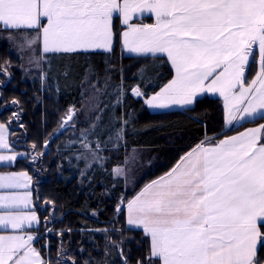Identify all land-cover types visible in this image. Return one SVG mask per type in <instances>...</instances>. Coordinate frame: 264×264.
I'll return each instance as SVG.
<instances>
[{
  "label": "snow or ice",
  "instance_id": "1",
  "mask_svg": "<svg viewBox=\"0 0 264 264\" xmlns=\"http://www.w3.org/2000/svg\"><path fill=\"white\" fill-rule=\"evenodd\" d=\"M137 12L154 14L156 23H129ZM114 14L129 28L122 33L124 43L129 44L130 35L135 38L130 52L167 53L175 66L176 78L147 101L152 107L192 105L197 93L219 91L229 102V123L237 119L234 108L243 114L241 120L264 117V0H0V30L34 32L23 41L21 52L38 51L28 63L40 68L47 66L48 54L110 50ZM254 45L258 72L245 86ZM218 68L222 71L205 86ZM0 75L10 79L2 66ZM47 75L41 71L42 82ZM133 91L143 95L138 88ZM4 128L0 124V149L9 147ZM198 148L127 203L128 224L142 226L150 237L149 251L137 264H264V124ZM17 155L24 154L0 155V161H14ZM5 180L0 175V188L19 186ZM28 195H0V208L20 203L27 207ZM33 222L40 223L34 212L0 214V225L11 229L24 230ZM33 240L38 238L0 235V264H53L51 257H41ZM113 247L122 264H129L123 249L115 243ZM55 264L76 262L61 246Z\"/></svg>",
  "mask_w": 264,
  "mask_h": 264
},
{
  "label": "trees",
  "instance_id": "2",
  "mask_svg": "<svg viewBox=\"0 0 264 264\" xmlns=\"http://www.w3.org/2000/svg\"><path fill=\"white\" fill-rule=\"evenodd\" d=\"M116 21L110 52L48 54L47 66L41 65L44 69L29 71L17 49L22 45L18 42L34 32L8 31L17 35L15 44L0 39V66L10 76L0 75V123L9 128L13 147L32 156L0 166V171L31 174L41 217L36 245L42 258L51 257L53 264L61 246L76 264H122L114 243L123 249L129 264L146 256L150 237L129 228L124 214L137 191L128 193L114 174L134 149L156 153L147 182L167 173L201 143H214L264 122L262 117L227 129L223 101L209 96L186 110L149 111L145 98L164 87L173 70L162 57L125 55L122 27ZM42 70L48 73L43 82ZM88 80L102 88L103 101L90 118L78 114L68 120L71 109L82 108ZM137 88L143 95L135 94Z\"/></svg>",
  "mask_w": 264,
  "mask_h": 264
},
{
  "label": "crops",
  "instance_id": "3",
  "mask_svg": "<svg viewBox=\"0 0 264 264\" xmlns=\"http://www.w3.org/2000/svg\"><path fill=\"white\" fill-rule=\"evenodd\" d=\"M137 17H139V18H137ZM143 18H151L153 21L152 22H139V20H141ZM115 19H117L116 22H118V24L122 27V30H121V46H122L124 54L127 55V56L143 57V58H152V57L165 58L168 61V63L170 64V66H171V68L173 70V77L171 78V80L166 85H168L172 80H174L176 78L175 66L173 65L171 60L168 58L167 53H161V52H156V53H151V52H149V53H137V52H130L128 50L129 44L135 43V38L130 35L127 38L128 41H129V44H125L124 43V38L122 37V33L124 31H129V28H128L127 25L122 24V21H121L120 17L118 15H115V14H114L113 20H112V33H113V36H112V39H111L110 50L104 49V48H88V49L78 50L77 52H94V51L110 52L113 49V45H114V24H115ZM129 23H134V24H136L138 26L139 25H144V24L151 25V24H155L156 20H155L154 14H151V13L140 14L139 12H137V13L133 14V18H132V20ZM0 29H3V25H0ZM25 31H27V30H25ZM9 36L14 37L15 39L10 40V39H8ZM16 36L17 35L15 33L14 34H10V33H8V31L0 30V39H1V41L3 43L15 44L16 38H17ZM29 37L30 36H25L23 39L25 40V39H27ZM19 44H23V40H20L17 45H19ZM18 48L19 47H17V49ZM24 52H25L24 53V58L26 60H29L30 57L33 54L39 55L38 51H36L34 53V51L31 52V49H29V48H24ZM257 60H258V46L254 45L253 46V56L249 57V64H248V66L246 68V71H245V86H248L249 81L254 79L256 74H257V72H258ZM221 71H222V69L218 68L216 70V73H213V77H209V79L204 82L205 86L210 84V82L214 78V76L217 73L221 72ZM258 86H259V82H257V87ZM164 87H162V88H164ZM161 89L159 91H157L156 93L151 94L150 96L145 98V104H146L148 110L151 111V112L161 113V112H169V111L186 110V109H189V108L193 107L195 105L196 101L199 98L209 96V97L219 98V99H221L223 101V105H224V109H225V126H226L227 129H232L234 127L243 125V124H245L247 122H252V121H255V120L259 119V118H262L260 115H257L255 119L245 118V119L241 120V119H239V117L241 115H243V114L241 112H238L234 108V109H232V114L235 115L237 117V119L236 120H232L231 123H229V102L224 99V96H222L219 91H205V92L197 93L196 98H195V100H194L192 105L169 104V106L167 108H154L150 104H148L147 101L152 96H155L158 93H160ZM233 91L234 92H238V88L233 89ZM251 95L252 94H249V100H251ZM246 105H247V101H245L243 104L238 105V107L239 108H243ZM0 124H4V123H0ZM261 124H264V122L256 124V125H253V126L246 127L245 129H243V130H241V131H239V132H237L235 134L229 135V136H239L241 133L246 132L248 129L258 128ZM3 136H4V139H5V142L8 144L9 147H8V149H0V155L17 154L16 153L17 151L13 147L12 142H11V136H10L9 128L6 125H5V128L3 130ZM229 136H226V137H224L222 139H219V140H217L214 143L205 142V143H201L198 146L200 148H202V147H212L214 144L219 143L220 140H223V139H225V138H227ZM198 146L193 148V149H191L187 153H185L167 173H169L174 167H176V165L181 164L183 162L182 158H186V156H187V154L189 152H192L194 149L199 150ZM257 146H259V145H257ZM18 157H19V155H17V158L14 161H0V166L14 165L16 160L18 159ZM20 173H26L27 177L22 176V175H11L10 176V174H20ZM167 173L163 174L160 177L165 176ZM0 175H3V176L6 177L5 184L11 183L13 185H19V186H14V187H7L6 186V187H3V188H0V195H4V196H24L25 194H30V195H28L27 207H25V205L23 203H20V204L15 205L12 208H8V209L0 208V214H4L6 212H12L14 214L30 215L32 212H34L35 215L38 217V219L40 221L39 225H37L35 222H33L31 227H28V225L26 223L24 230L11 229L10 226L9 227H5L4 225H0V235H5V236L17 235V234L25 235V236L33 235V236L38 238V230H39V228L41 226V217H40V214H39V211H38V208H37V204H36V200H35V196H34V192H33V180H32L31 174L29 172H27V171L19 170V171H0ZM9 176H10V179H9ZM160 177H157V178H155V179H153L151 181L143 183L141 185V187L137 190L136 194L133 195V197L129 201H132L135 197H137V195L147 185L151 184L153 181L159 180ZM28 178H30V179H28ZM24 184H27V187H23L22 185H24ZM127 203H126V206L124 208V214H125L127 226L129 228H132V229L144 231L143 227L140 226V225H137V224L129 225L128 224V219L130 217V213H129V210L127 208ZM36 242H37V240H33L31 242V245L39 252V250L37 248V245H36Z\"/></svg>",
  "mask_w": 264,
  "mask_h": 264
},
{
  "label": "rangeland",
  "instance_id": "4",
  "mask_svg": "<svg viewBox=\"0 0 264 264\" xmlns=\"http://www.w3.org/2000/svg\"><path fill=\"white\" fill-rule=\"evenodd\" d=\"M32 51L33 49H31V52ZM18 52L22 53L23 55L25 53L24 50L21 52V47L18 48ZM28 61L29 60H26L28 64L27 69L29 71L39 69L35 65L29 64ZM42 69H44V67ZM78 69L79 68H77V70ZM60 80L63 81L62 78H60ZM89 80L87 81L85 99L82 108L71 109L69 111V115H71L72 118H77L78 114L84 115L86 118H90L98 111L100 103L103 101L101 96L102 88H100V86L97 84L91 83ZM104 87L106 88V86ZM16 151L17 154H24L19 155L18 159L21 157H26L28 160L32 159L31 153L29 154V152L27 153L19 149H16ZM156 159V153L150 149H134L131 153H129V157L126 159L123 165L114 168L115 177L118 181L125 184L128 193L136 192L137 189L143 184L147 173L153 166L154 162H156ZM117 169H122V173L118 174L116 172ZM39 231L40 229L38 230V233H40Z\"/></svg>",
  "mask_w": 264,
  "mask_h": 264
}]
</instances>
